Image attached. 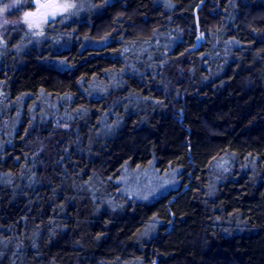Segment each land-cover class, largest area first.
<instances>
[{
    "label": "trees",
    "instance_id": "16d2710c",
    "mask_svg": "<svg viewBox=\"0 0 264 264\" xmlns=\"http://www.w3.org/2000/svg\"><path fill=\"white\" fill-rule=\"evenodd\" d=\"M71 2L0 43V264H264V0Z\"/></svg>",
    "mask_w": 264,
    "mask_h": 264
},
{
    "label": "rangeland",
    "instance_id": "374dc122",
    "mask_svg": "<svg viewBox=\"0 0 264 264\" xmlns=\"http://www.w3.org/2000/svg\"><path fill=\"white\" fill-rule=\"evenodd\" d=\"M32 1L33 0H17V3L13 4L12 8L8 10L6 14H4L5 18L14 20L15 23L3 25V23L0 22V43H3V34L10 26L24 24L25 27L30 30L27 27V24L23 22V16L25 12H34L35 6L31 4ZM57 2H62V0H57ZM44 24H42V27ZM40 30L41 29L33 28L30 30V32L36 33ZM172 174L173 173L170 171L157 173L151 168H142L141 170L133 173L135 176L130 178V180L126 178L124 179L123 190L124 192L126 191L127 194L134 195L138 199H151L158 192H160V190L164 192L171 187H175L177 182L176 180L173 181L171 179ZM128 175L131 176L130 174Z\"/></svg>",
    "mask_w": 264,
    "mask_h": 264
},
{
    "label": "snow or ice",
    "instance_id": "6c2138e0",
    "mask_svg": "<svg viewBox=\"0 0 264 264\" xmlns=\"http://www.w3.org/2000/svg\"><path fill=\"white\" fill-rule=\"evenodd\" d=\"M74 4L70 0H62V2H57V0H45L41 3V0H36V10L34 12H25L23 16V22L27 24V27L31 30L33 28L41 29L37 31L36 35H42V24L54 22L55 18L62 13L72 9ZM12 8V5L5 10V13ZM9 23L3 22V25Z\"/></svg>",
    "mask_w": 264,
    "mask_h": 264
},
{
    "label": "clouds",
    "instance_id": "9594fccd",
    "mask_svg": "<svg viewBox=\"0 0 264 264\" xmlns=\"http://www.w3.org/2000/svg\"><path fill=\"white\" fill-rule=\"evenodd\" d=\"M17 0H7L5 3H0V22H7V23H15L14 20H9L5 18L4 13L5 10L9 8V6L16 4Z\"/></svg>",
    "mask_w": 264,
    "mask_h": 264
},
{
    "label": "water",
    "instance_id": "95a60500",
    "mask_svg": "<svg viewBox=\"0 0 264 264\" xmlns=\"http://www.w3.org/2000/svg\"><path fill=\"white\" fill-rule=\"evenodd\" d=\"M45 0H41V3H44ZM36 10V9H35ZM202 39V35H198V39H197V43L196 45H198L199 41Z\"/></svg>",
    "mask_w": 264,
    "mask_h": 264
},
{
    "label": "flooded vegetation",
    "instance_id": "af4514ba",
    "mask_svg": "<svg viewBox=\"0 0 264 264\" xmlns=\"http://www.w3.org/2000/svg\"><path fill=\"white\" fill-rule=\"evenodd\" d=\"M32 4L35 6V9H36V0H33L32 1ZM35 11V10H34ZM182 183H179L177 186H181ZM183 186H187L186 184H184Z\"/></svg>",
    "mask_w": 264,
    "mask_h": 264
}]
</instances>
